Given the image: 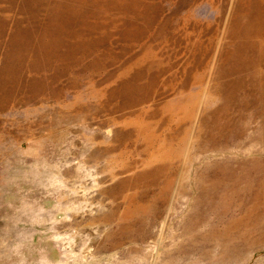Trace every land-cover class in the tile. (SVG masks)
Masks as SVG:
<instances>
[{
  "label": "rangeland",
  "instance_id": "1",
  "mask_svg": "<svg viewBox=\"0 0 264 264\" xmlns=\"http://www.w3.org/2000/svg\"><path fill=\"white\" fill-rule=\"evenodd\" d=\"M0 264H264V0H0Z\"/></svg>",
  "mask_w": 264,
  "mask_h": 264
},
{
  "label": "bare ground",
  "instance_id": "2",
  "mask_svg": "<svg viewBox=\"0 0 264 264\" xmlns=\"http://www.w3.org/2000/svg\"><path fill=\"white\" fill-rule=\"evenodd\" d=\"M249 26H250V24H249ZM251 27V26H250ZM252 29V28H251Z\"/></svg>",
  "mask_w": 264,
  "mask_h": 264
}]
</instances>
